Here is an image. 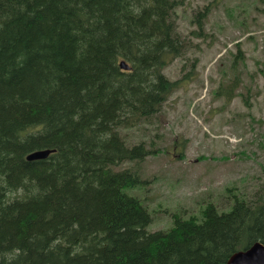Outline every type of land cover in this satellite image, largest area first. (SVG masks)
<instances>
[{"label": "trees", "instance_id": "obj_1", "mask_svg": "<svg viewBox=\"0 0 264 264\" xmlns=\"http://www.w3.org/2000/svg\"><path fill=\"white\" fill-rule=\"evenodd\" d=\"M181 3L0 0V264H225L264 244V184L148 231V210L124 191L139 175L115 169L152 152L121 131L159 117L192 79L163 72L190 49Z\"/></svg>", "mask_w": 264, "mask_h": 264}, {"label": "rangeland", "instance_id": "obj_2", "mask_svg": "<svg viewBox=\"0 0 264 264\" xmlns=\"http://www.w3.org/2000/svg\"><path fill=\"white\" fill-rule=\"evenodd\" d=\"M181 2L177 25L190 49L164 74L175 80L191 72L192 79L171 92L159 117L121 131L127 144L143 140L152 152L115 167L139 175L124 191L148 210V231L168 228L175 214L197 215L207 202L228 210L234 194L250 197L264 184V5ZM205 6L199 30L196 16ZM233 85L230 96L217 92Z\"/></svg>", "mask_w": 264, "mask_h": 264}, {"label": "water", "instance_id": "obj_3", "mask_svg": "<svg viewBox=\"0 0 264 264\" xmlns=\"http://www.w3.org/2000/svg\"><path fill=\"white\" fill-rule=\"evenodd\" d=\"M120 66L128 69L124 62H120ZM52 150L42 149L35 150L26 155V159H40L46 157ZM225 264H264V244L256 241L249 247L237 250L230 255Z\"/></svg>", "mask_w": 264, "mask_h": 264}]
</instances>
